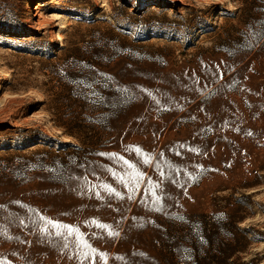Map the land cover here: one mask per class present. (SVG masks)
I'll list each match as a JSON object with an SVG mask.
<instances>
[{"label":"rangeland","instance_id":"obj_1","mask_svg":"<svg viewBox=\"0 0 264 264\" xmlns=\"http://www.w3.org/2000/svg\"><path fill=\"white\" fill-rule=\"evenodd\" d=\"M29 1L0 0L4 264H264V0H45L41 30Z\"/></svg>","mask_w":264,"mask_h":264},{"label":"bare ground","instance_id":"obj_2","mask_svg":"<svg viewBox=\"0 0 264 264\" xmlns=\"http://www.w3.org/2000/svg\"><path fill=\"white\" fill-rule=\"evenodd\" d=\"M98 1L102 3V2H108L109 0H98ZM172 1L184 3L186 0H172ZM35 3H37L38 5L32 7V5ZM29 5H30V9H29L30 11L34 9L33 11L34 17H38V21L35 22L37 24V29L41 30L42 26L46 24V17L43 16L45 0H30ZM173 6L176 5L173 4ZM51 16L55 20L59 21V32L64 31L67 28L66 23L69 19L75 18V16L64 12H53ZM60 35L61 34H59L60 40H63ZM5 87H6L5 83H3V81H0V89H5ZM207 107L215 112L218 111L216 106L208 105ZM133 121L138 123L139 125V128L134 130L133 132L135 133L142 132L145 138L149 137L148 136L149 132H153V128L149 126L148 118L146 117L143 119L134 118ZM178 132L183 134L186 133V131H179L177 129L172 131V133H178ZM156 133L158 135H161L162 133H164V130L162 128H158L156 130ZM188 133L191 134L192 132H188ZM0 207L2 208L0 209V261H4L7 251H9L10 249H14L16 246H18L21 243L22 237L19 226L18 225L13 226L6 217L5 213H7V210L4 208L5 204L3 202H0Z\"/></svg>","mask_w":264,"mask_h":264},{"label":"snow or ice","instance_id":"obj_3","mask_svg":"<svg viewBox=\"0 0 264 264\" xmlns=\"http://www.w3.org/2000/svg\"><path fill=\"white\" fill-rule=\"evenodd\" d=\"M135 151L137 153L141 152V150L139 148H136ZM111 155L115 156L116 154H111ZM121 159H123V158L121 157ZM125 163L128 164V166L130 168H135V165L130 164L128 161H125ZM145 163H149V160H145ZM142 177H143V173H140L139 171L135 172L134 178L137 179V186H138L139 180L142 179ZM121 180H122V182L127 183L126 181H123V178H121ZM102 187H104L110 193H115V195H117V196L120 195V193L115 192V189H112L108 185H103ZM152 194L155 195L154 192ZM156 198L159 199V197H156ZM47 223L51 224V226L56 229V232H55L56 236L62 237L65 241H67L69 237H71L73 235H76V237L78 239V245L82 246L84 248H89L90 249V245H88L87 242L83 239V235L79 232L78 228H76V227H74L72 225H64V224H60V223H57V222H54V221H48ZM93 223H95V222H93ZM97 226L100 227V228H108L109 227L108 225H103V224H99ZM44 231L48 232V228L45 227ZM49 234L51 235V233H49ZM109 235H114V233L110 232ZM67 246H68L67 243H65L64 247H67ZM91 251L94 252L95 250L92 249ZM82 255H83L84 258H88L89 254L87 252H85V253H82ZM0 264H4V262L0 261Z\"/></svg>","mask_w":264,"mask_h":264}]
</instances>
